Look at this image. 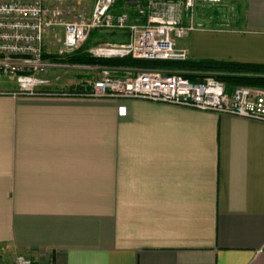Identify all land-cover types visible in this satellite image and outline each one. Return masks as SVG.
<instances>
[{"label":"crops","instance_id":"crops-1","mask_svg":"<svg viewBox=\"0 0 264 264\" xmlns=\"http://www.w3.org/2000/svg\"><path fill=\"white\" fill-rule=\"evenodd\" d=\"M220 4L235 26L192 31L178 46L188 59L264 63V0ZM62 36L47 31L44 52L56 54ZM46 61L49 79L70 82L55 80L67 64ZM16 254L56 264H264V121L145 99L0 91V264Z\"/></svg>","mask_w":264,"mask_h":264},{"label":"built area","instance_id":"built-area-1","mask_svg":"<svg viewBox=\"0 0 264 264\" xmlns=\"http://www.w3.org/2000/svg\"><path fill=\"white\" fill-rule=\"evenodd\" d=\"M118 0H93L91 9L67 20L62 0H0V74L12 77V95L85 96L114 99H145L199 110H211L264 121V88L236 86L230 92L222 81L207 77L192 82L177 70L103 67L85 90L45 89L50 83L49 64L43 58V38L55 27L63 29L56 50L65 56L79 49L94 29L126 32V40L90 47L94 56L154 60H186L188 50L178 40L203 29L195 21L198 6L222 0H124V8L113 11ZM125 115L126 107L118 106ZM11 264H56L51 256L32 258L16 254Z\"/></svg>","mask_w":264,"mask_h":264},{"label":"trees","instance_id":"trees-1","mask_svg":"<svg viewBox=\"0 0 264 264\" xmlns=\"http://www.w3.org/2000/svg\"><path fill=\"white\" fill-rule=\"evenodd\" d=\"M117 2L124 3V0ZM99 30H92L87 41L72 54L65 55L63 59L69 63L79 65H107L112 67H150L167 71L177 70L192 82L202 81L207 77H213L224 83L225 88L230 92L236 86H256L264 88V63H249L237 61H221L214 59H186V60H154L137 59L131 56L122 58H92L86 49L91 43H96L103 36ZM111 41H116V32L109 34ZM124 39H120L123 41ZM46 60L57 59L56 54L43 52Z\"/></svg>","mask_w":264,"mask_h":264},{"label":"rangeland","instance_id":"rangeland-1","mask_svg":"<svg viewBox=\"0 0 264 264\" xmlns=\"http://www.w3.org/2000/svg\"><path fill=\"white\" fill-rule=\"evenodd\" d=\"M93 0H62L61 7L63 9V14L66 17L67 20H75L77 19L78 15L83 12H88L91 8ZM230 11V10H229ZM195 21L202 24L204 28H217V29H227L229 27L235 26L233 21L229 20L227 18L226 13L224 10H222L221 4H203L201 3L200 6H198L196 14H195ZM116 32L115 39H118L116 41H111L110 35L111 33ZM100 33H103L104 35L99 37L100 39L96 43H91L87 49L86 52L92 57V58H114V57H103V56H94L88 52V49L90 47L98 46V44H102L104 42H113V43H119L126 40L127 34L123 31H100ZM58 32L55 30L54 36L58 37ZM54 39V38H53ZM120 39H124L123 41H120ZM58 43L57 41H54ZM51 49L56 50L57 44L52 43ZM77 51V50H75ZM73 51L72 53H74ZM70 53V54H72ZM65 56H58L57 59L52 60L57 63H63L67 64L68 66L66 68H59L58 69V75L55 77V80H59L60 76H64L67 78V81H70L66 85H59V83H55L50 79V83L48 86L45 87V89L48 90H64V89H77V90H85L90 86V82L98 76V73L101 71L103 67H110V68H117L112 66H103V65H79V64H73L69 63L65 60H58L63 59ZM116 58V57H115ZM118 58V57H117ZM125 67H118V69L124 71L123 69ZM132 69L133 72H140V71H146L147 69H151L150 67H138V66H130L126 67ZM11 78V77H10ZM9 90V92L16 90V83L9 79V76H4L0 74V91H6ZM67 97V96H66Z\"/></svg>","mask_w":264,"mask_h":264}]
</instances>
